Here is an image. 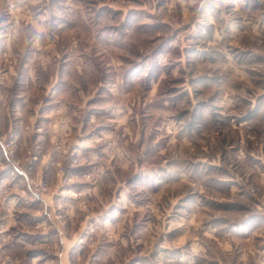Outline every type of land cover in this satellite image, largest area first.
I'll return each instance as SVG.
<instances>
[{
	"label": "rangeland",
	"instance_id": "rangeland-1",
	"mask_svg": "<svg viewBox=\"0 0 264 264\" xmlns=\"http://www.w3.org/2000/svg\"><path fill=\"white\" fill-rule=\"evenodd\" d=\"M3 1L25 47L0 59V101L32 136L0 124V160L22 175L0 264H58L31 228L38 199L94 223L76 234L83 262L264 264V0ZM47 51L68 107L25 100L51 72L27 74V54Z\"/></svg>",
	"mask_w": 264,
	"mask_h": 264
},
{
	"label": "crops",
	"instance_id": "crops-1",
	"mask_svg": "<svg viewBox=\"0 0 264 264\" xmlns=\"http://www.w3.org/2000/svg\"><path fill=\"white\" fill-rule=\"evenodd\" d=\"M28 2L29 4H27L26 7H31L32 8V4L30 2V0H23ZM37 2H39L38 0H35ZM4 1L0 0V59H3L5 57H8L9 54H11V49L12 47V43L14 44H18L20 43L23 47L24 43H23V36H22V32L21 29H19V32L21 35H16L19 40L17 38H15V34L11 33V24H10V19L7 12L6 15L2 13L3 9L6 10V7H4ZM25 7V8H26ZM34 24V22L32 23V25ZM38 28H40L39 25ZM43 33L41 35H43V37L45 38V35L47 36L46 39L49 41L50 40V35H49V30L48 27L44 26V29L42 30ZM53 38V37H52ZM16 41H15V40ZM48 44V43H47ZM46 48H50V45L48 44V46ZM30 54V56H29ZM18 55V54H17ZM21 55L24 56L23 53H21ZM29 57H27V60L30 62V71L27 72V74H30L31 71L35 70V65L39 68L41 67L43 70H51L49 75H45L47 76V82L46 84H43L41 81H35L33 78L31 79V83H25L23 85H25L23 87V91H26L29 94V97H27L25 100L28 102H36V107H43L55 102L60 103L61 107H68L69 106V102L70 100L65 98V93L66 91L62 90L61 92H59L57 89H53V87L55 86V84H57L58 79H60V81H63L67 78V73L66 71L61 72V63L58 64V66H60L58 69L56 68L57 64L52 62V56L51 54H49V52L47 51V54L43 53V52H38V53H28L27 54ZM69 85V84H68ZM39 87L43 88V91H41L39 89ZM54 90V91H53ZM64 91V92H63ZM59 93H62L59 94ZM69 93V92H68ZM67 93V95H68ZM49 94H51L52 96H50ZM66 95V97H67ZM10 100L7 98V94L6 92H2L1 95V101H0V115H2L3 117H0V124L1 126H3L4 129H6L7 131L9 130V133H12L10 137H15L17 139H20L21 141L26 139L27 137H31L32 135H30L28 132H24L22 128L25 123H27V121H32V117L27 118V117H22L21 119H19V122L17 123L18 125L15 127L13 126L14 121L10 118L5 119L4 115H5V109L7 107V105L9 104ZM46 102V104H45ZM23 106H25V104H23ZM49 117V116H48ZM52 118V117H50ZM12 121V122H11ZM54 123V122H53ZM57 123V122H56ZM55 123V124H56ZM51 124V123H50ZM51 127V125L49 126ZM48 127V128H49ZM2 128V127H1ZM2 128V129H3ZM13 129H20L18 131H14ZM55 129V126H54ZM58 130V129H57ZM51 131L53 132L52 128L48 129V132ZM56 130H54L55 132ZM33 138V137H32ZM2 154L6 156L5 151L3 150V148H0V157H2ZM5 162V163H3ZM13 168L11 169V165H9L7 163V160H0V236H2L1 238H3L4 232L6 230H8V226L10 224H14V219H12L14 213H10L9 211H11L10 209H8L11 205H12V209L15 207V203L17 201H15V199H10V201H8V191H9V187H11V190H14L13 192H17V196H21V194L18 192L19 186L22 187V185L20 184L18 179L22 178V175L18 172L17 174H13L12 172ZM9 173H11L13 175V177L11 176V174L9 175ZM12 180V181H11ZM16 181V182H15ZM10 182H13L10 184ZM7 186H9L7 188ZM26 187H28L26 185ZM16 190V191H15ZM36 199H29L30 202L34 203ZM36 202L40 203L42 205V209H44V211H37L36 208L32 207V210L35 209L37 212L32 211L30 213L31 219H32V225L31 228L34 229L36 232H38V234L42 235L45 240L50 241L51 240V247L55 249L54 252V256L59 257L58 259V264H71V261H75V263L79 264V262H81V264H93L90 263V258L89 256L87 261L84 262L82 261V258L85 257V246H80L77 243V235L78 232L85 230L88 228L89 225H93L94 223H90L87 224L88 221L87 219H83V221L81 220V218L79 217V215H77L74 211V207L73 206V200H67L66 204L68 205L67 207L70 208V210L67 211V218L66 220L63 221H59L56 219L53 210L51 209L50 206H52V203L50 202V200L48 199H38ZM76 204V203H75ZM72 205V206H71ZM73 207V208H72ZM3 208H6V212L2 215ZM41 210V207H38ZM78 208V207H77ZM5 210V209H4ZM9 210V211H8ZM10 213V214H9ZM1 220H6L7 221V227L5 228L3 223L1 222ZM13 220V221H12ZM94 220H98V219H94ZM100 222V220H98ZM97 221V222H98ZM104 221V220H102ZM106 224V221L104 222ZM45 225H47V227H45ZM45 227V228H44ZM105 228V227H104ZM57 237V243L55 241ZM2 240H6L5 238H3ZM23 243L20 240H18L15 245H10V248H6L7 251L12 252L14 251L12 249V247L16 246L17 243ZM59 243V245H61L62 247V252H61V247H59V249L57 248V244ZM8 244V243H7ZM49 244V243H48ZM22 246H20L19 251H21ZM1 253V252H0ZM22 259V258H20ZM19 262V261H18ZM16 264L17 263L16 261ZM34 264V263H32ZM56 264V263H54Z\"/></svg>",
	"mask_w": 264,
	"mask_h": 264
},
{
	"label": "built area",
	"instance_id": "built-area-1",
	"mask_svg": "<svg viewBox=\"0 0 264 264\" xmlns=\"http://www.w3.org/2000/svg\"><path fill=\"white\" fill-rule=\"evenodd\" d=\"M32 182V181H31ZM83 241V240H82Z\"/></svg>",
	"mask_w": 264,
	"mask_h": 264
}]
</instances>
